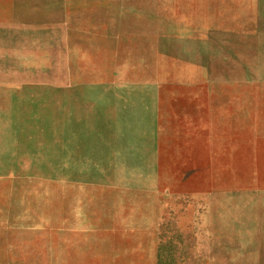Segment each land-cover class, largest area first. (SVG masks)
Returning <instances> with one entry per match:
<instances>
[{
    "label": "rangeland",
    "instance_id": "obj_1",
    "mask_svg": "<svg viewBox=\"0 0 264 264\" xmlns=\"http://www.w3.org/2000/svg\"><path fill=\"white\" fill-rule=\"evenodd\" d=\"M16 1L0 264H264V0Z\"/></svg>",
    "mask_w": 264,
    "mask_h": 264
},
{
    "label": "crops",
    "instance_id": "obj_2",
    "mask_svg": "<svg viewBox=\"0 0 264 264\" xmlns=\"http://www.w3.org/2000/svg\"><path fill=\"white\" fill-rule=\"evenodd\" d=\"M17 15H16V29L23 30V33H32V29L40 27L44 28H59V29H70L73 27L74 20L70 19V13L64 10V2L58 0H17ZM2 11H0V33L6 32L11 22ZM105 28V21L100 19V33ZM3 36V35H2ZM8 36H5L4 40ZM3 44V41L0 42ZM4 45L7 43L4 41ZM8 49L4 47V57L1 59L5 60L6 63L2 65L5 69H9L10 56L8 55ZM3 53V52H2ZM1 66V65H0Z\"/></svg>",
    "mask_w": 264,
    "mask_h": 264
}]
</instances>
